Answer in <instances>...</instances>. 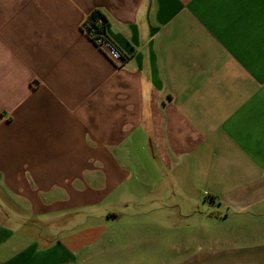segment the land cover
Masks as SVG:
<instances>
[{
	"label": "crops",
	"instance_id": "crops-1",
	"mask_svg": "<svg viewBox=\"0 0 264 264\" xmlns=\"http://www.w3.org/2000/svg\"><path fill=\"white\" fill-rule=\"evenodd\" d=\"M167 193L206 248L121 227ZM0 264H264V0H0Z\"/></svg>",
	"mask_w": 264,
	"mask_h": 264
},
{
	"label": "rangeland",
	"instance_id": "rangeland-1",
	"mask_svg": "<svg viewBox=\"0 0 264 264\" xmlns=\"http://www.w3.org/2000/svg\"><path fill=\"white\" fill-rule=\"evenodd\" d=\"M167 194L170 197L163 201L158 202L152 196L151 201L146 202L141 207L127 203L124 207L116 208L119 216L124 218L125 224H121V227H125L126 233L134 236L133 238L136 237L135 234L145 238L146 245H150L151 241H156V239L159 240L157 242L162 243L164 250L167 248L172 250L171 248L177 247L179 250L194 249L198 246L206 248L205 245L209 240L204 239L203 233L205 234V231L212 228L214 217L209 213H214L217 207L203 201L195 203L193 207H175L173 200H177V198ZM175 217H178V222H174ZM137 218L143 224H135ZM171 218L173 219L172 222L166 220Z\"/></svg>",
	"mask_w": 264,
	"mask_h": 264
},
{
	"label": "trees",
	"instance_id": "trees-1",
	"mask_svg": "<svg viewBox=\"0 0 264 264\" xmlns=\"http://www.w3.org/2000/svg\"><path fill=\"white\" fill-rule=\"evenodd\" d=\"M83 23L85 25L86 34L93 41H95L99 45H100V41H98V38H100L101 41H107L118 51L121 57H125V55L110 41L108 37V33H107L108 19L105 13H103L99 9H93L87 15ZM210 200H212L211 196H210Z\"/></svg>",
	"mask_w": 264,
	"mask_h": 264
},
{
	"label": "built area",
	"instance_id": "built-area-1",
	"mask_svg": "<svg viewBox=\"0 0 264 264\" xmlns=\"http://www.w3.org/2000/svg\"><path fill=\"white\" fill-rule=\"evenodd\" d=\"M82 28L85 31L84 23L82 24ZM98 41H100V45L102 47H104L114 59H119L120 58V54L118 53V51L109 42L101 41L100 38H98ZM205 195L207 196L208 194L205 193Z\"/></svg>",
	"mask_w": 264,
	"mask_h": 264
}]
</instances>
